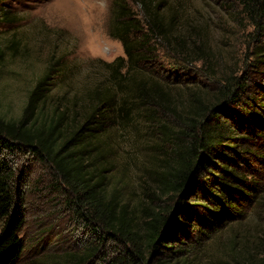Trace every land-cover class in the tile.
Masks as SVG:
<instances>
[{
  "label": "trees",
  "instance_id": "16d2710c",
  "mask_svg": "<svg viewBox=\"0 0 264 264\" xmlns=\"http://www.w3.org/2000/svg\"><path fill=\"white\" fill-rule=\"evenodd\" d=\"M237 2L264 37V0ZM166 4L113 0L109 34L122 42L125 54L107 62V76L86 90L83 111L74 115L70 105H53V92L62 87L67 72L64 63L49 61L31 85L19 120L0 117L2 148L27 149L52 167L67 209L95 235L83 250L71 252L72 264H95V258L97 264H211L205 260L211 239L224 222L244 219L259 200L263 182L256 164H264V96L249 78L230 74L214 91L185 89L188 108L179 112L172 97L185 77L174 71H190L198 57L206 56L200 55L199 39L192 37L191 43L185 32H174L177 16L166 12ZM17 19L0 6L1 26ZM19 47L15 34L5 37L0 68ZM263 51L264 45L259 73ZM194 73L207 76L201 70ZM135 116L178 158L174 170L157 177L158 197L169 199L156 206L132 208L119 187L108 188L109 132ZM24 218L14 167L0 157V264L21 259ZM237 264H264V255Z\"/></svg>",
  "mask_w": 264,
  "mask_h": 264
},
{
  "label": "rangeland",
  "instance_id": "374dc122",
  "mask_svg": "<svg viewBox=\"0 0 264 264\" xmlns=\"http://www.w3.org/2000/svg\"><path fill=\"white\" fill-rule=\"evenodd\" d=\"M0 3L18 18L14 23L0 25V43L15 34L20 44L18 54L7 56L0 68V117L19 120L31 85L49 61L64 63L67 72L61 78L65 81L62 87L53 92L56 98L53 105L61 109L70 105L74 115L79 109L83 111L86 90L107 76V62L125 54L122 42L109 34L113 0H0ZM166 3V12L177 16L174 32H185L191 43L192 37L199 39L200 55L206 56V59L198 57L194 62L197 67L190 71H174V75L185 77L178 82L172 97L179 112L185 114L188 108L185 89L211 92L230 74L249 78L255 92L264 96V67L261 73L257 68L264 37L249 24L237 0H166ZM133 7L138 10L136 4ZM195 70L207 76L194 73ZM34 118L32 115L28 124ZM148 126L143 118L135 116L124 127L109 132L113 150L111 164L107 166L108 188L119 187L132 208L168 201L166 195L158 197L157 177L161 173L167 175L178 165L176 152L167 144H158V135ZM0 157L9 159L14 167L19 204L25 212L20 231L25 248L17 264H72L71 252L83 250L95 235L84 229L67 209L52 167L27 149L9 152L1 144ZM256 168L263 182L259 200L248 208L244 219L223 223L205 249V260L211 264H237L264 255V164H256ZM3 226L0 221V232Z\"/></svg>",
  "mask_w": 264,
  "mask_h": 264
}]
</instances>
